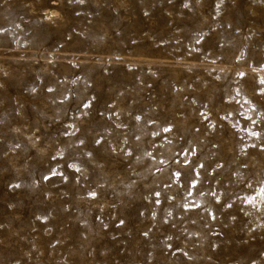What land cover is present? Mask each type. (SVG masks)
<instances>
[{
  "label": "rangeland",
  "instance_id": "1",
  "mask_svg": "<svg viewBox=\"0 0 264 264\" xmlns=\"http://www.w3.org/2000/svg\"><path fill=\"white\" fill-rule=\"evenodd\" d=\"M262 80L264 0H0V264H264Z\"/></svg>",
  "mask_w": 264,
  "mask_h": 264
},
{
  "label": "snow or ice",
  "instance_id": "2",
  "mask_svg": "<svg viewBox=\"0 0 264 264\" xmlns=\"http://www.w3.org/2000/svg\"><path fill=\"white\" fill-rule=\"evenodd\" d=\"M81 2H82V0H81ZM261 83H264V80H262ZM87 106H88V105H85V107H87ZM137 119H139V117H137ZM170 130H171L170 128H165V129H164L165 132H168V131H170ZM81 143H83V142L81 141ZM96 143H100V141L97 140ZM72 167H75V165H73ZM201 167H203V165H201ZM52 174H53V175H56L55 171H53ZM176 175L179 176L180 173L177 172ZM45 179H48V177H45ZM262 191H264V189H262ZM90 195L95 196L96 193L93 192V193H90ZM156 195L158 196L159 193H156ZM121 223H123V221H121Z\"/></svg>",
  "mask_w": 264,
  "mask_h": 264
},
{
  "label": "bare ground",
  "instance_id": "3",
  "mask_svg": "<svg viewBox=\"0 0 264 264\" xmlns=\"http://www.w3.org/2000/svg\"><path fill=\"white\" fill-rule=\"evenodd\" d=\"M53 10V9H52ZM51 12V11H50ZM54 12V11H53ZM50 15H51V13H50ZM53 15V14H52Z\"/></svg>",
  "mask_w": 264,
  "mask_h": 264
}]
</instances>
